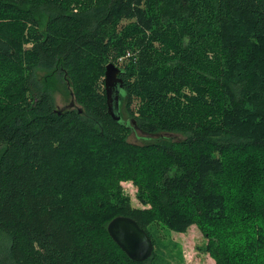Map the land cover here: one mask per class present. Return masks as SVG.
I'll use <instances>...</instances> for the list:
<instances>
[{
    "label": "trees",
    "instance_id": "obj_1",
    "mask_svg": "<svg viewBox=\"0 0 264 264\" xmlns=\"http://www.w3.org/2000/svg\"><path fill=\"white\" fill-rule=\"evenodd\" d=\"M108 63L129 121L107 112ZM53 74L80 107L55 112ZM117 216L148 261L109 237ZM152 224L264 264V0H0V264H153Z\"/></svg>",
    "mask_w": 264,
    "mask_h": 264
},
{
    "label": "rangeland",
    "instance_id": "obj_2",
    "mask_svg": "<svg viewBox=\"0 0 264 264\" xmlns=\"http://www.w3.org/2000/svg\"><path fill=\"white\" fill-rule=\"evenodd\" d=\"M126 59L119 60V64H124ZM45 74V72L43 73ZM53 82L51 83V95L55 102L56 108L67 106L74 99L68 88L55 74H53ZM80 105L74 103V108ZM120 115L124 121H129V115L124 109V105L120 106ZM159 137L177 139L180 135L162 134L157 136H146L140 132H131L128 135V141L134 144H143L144 140L157 139ZM122 192L130 200L131 206L135 208H143L136 199V188L131 182H120ZM149 231L154 243L153 264H216L209 254L204 252L206 240L195 227L191 226L185 233H177L160 225L152 224Z\"/></svg>",
    "mask_w": 264,
    "mask_h": 264
},
{
    "label": "water",
    "instance_id": "obj_3",
    "mask_svg": "<svg viewBox=\"0 0 264 264\" xmlns=\"http://www.w3.org/2000/svg\"><path fill=\"white\" fill-rule=\"evenodd\" d=\"M121 70L113 63L105 66L103 85L107 112L109 116L118 121L120 115L119 94L123 85L120 78ZM74 102L71 101L63 108L55 109L61 114L72 109ZM107 233L112 241L134 262H146L150 259L153 252V244L146 232L131 218L117 216L113 218L106 227Z\"/></svg>",
    "mask_w": 264,
    "mask_h": 264
}]
</instances>
